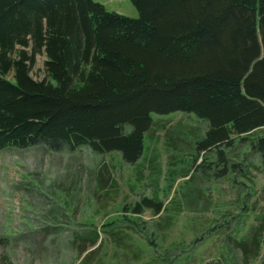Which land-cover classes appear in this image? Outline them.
I'll return each instance as SVG.
<instances>
[{"label":"trees","instance_id":"1","mask_svg":"<svg viewBox=\"0 0 264 264\" xmlns=\"http://www.w3.org/2000/svg\"><path fill=\"white\" fill-rule=\"evenodd\" d=\"M131 2L138 18L93 0H0V151L86 146L134 165L154 117L182 112L208 125L194 160L208 153L216 164L199 167L219 166L213 179L227 175L231 185L239 178L249 187V151L264 169V135L251 137L264 128V0ZM38 56L40 80L31 76ZM246 139L250 150L237 161L233 151ZM177 172L169 173L167 192ZM179 188L185 200L188 189ZM142 199L154 213L168 210L156 197ZM171 205L167 222L180 215ZM142 209L137 203L132 214ZM263 225L247 239L233 233L225 246L243 260L257 256ZM228 257L220 253L219 261L232 264Z\"/></svg>","mask_w":264,"mask_h":264},{"label":"rangeland","instance_id":"2","mask_svg":"<svg viewBox=\"0 0 264 264\" xmlns=\"http://www.w3.org/2000/svg\"><path fill=\"white\" fill-rule=\"evenodd\" d=\"M93 1L109 12L139 17L131 0ZM43 61L37 57L34 79L45 78ZM154 120L134 165L116 151L99 154L86 146L1 150L0 264H226L219 261L220 253L227 259L230 253L232 264H264V251L243 260L238 248L224 243L233 233L247 239L264 223V169L249 151V140L237 144L233 155L237 151L239 161L249 151L253 182L244 187L237 178L231 185L227 175L211 177L219 166L212 165V172L199 167L216 164L213 155L194 160L195 141L208 128L205 121L182 112ZM262 135L264 128L251 137ZM175 172L178 177L167 192L166 179ZM179 186L188 189L185 200ZM153 197L167 212L171 204L179 207L180 215L167 222V212L144 206L142 198ZM137 203L140 215L132 214ZM94 230L99 235L90 243ZM260 235L264 238V225Z\"/></svg>","mask_w":264,"mask_h":264}]
</instances>
